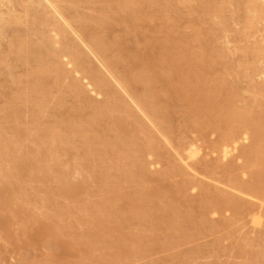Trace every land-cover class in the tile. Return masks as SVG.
I'll list each match as a JSON object with an SVG mask.
<instances>
[{
  "label": "rangeland",
  "instance_id": "374dc122",
  "mask_svg": "<svg viewBox=\"0 0 264 264\" xmlns=\"http://www.w3.org/2000/svg\"><path fill=\"white\" fill-rule=\"evenodd\" d=\"M50 1L51 0H0V19H3L0 21V126L3 125L2 128L4 129L3 131L1 129L2 132L0 133V135H2L3 137L4 134L5 139H9L10 137L8 136L11 134V138H14L15 134L12 133H14L15 128L14 130L11 128L15 127V124H17L16 119L20 117V115L24 117L18 119V123H22V125H19L24 129L27 128L26 131L30 132V134L32 135V140H36L34 138L40 135L39 133L41 132V130L56 127L55 123L57 125V122H59L60 120L64 121L65 123L67 122L66 125L64 124V122L62 125L67 129H70V127H72V131L68 129L70 132L69 134L67 129L65 130V133H67L70 136V139L74 141L73 146L71 145V147H76L74 149L71 148L73 150L70 149L71 151L69 152V154L67 152H64V154L63 151H59V153H57V160L52 161L50 163L52 165L50 166H54L57 172L55 170L54 171L58 176L61 173H64L66 170V173L64 174H67L69 172L71 173V177L68 175V173V180L64 179V183L58 182L59 184L57 186V181L59 178L57 179L58 176L56 177L54 171L53 173H51V176H48L49 179H53V182L51 180H48V178L46 177L45 178L48 181H45V178L43 179V177L41 178V176H39L41 178L40 180L43 179L42 182L43 184H45V187H43L42 183H37L35 182L37 180H34L32 178V176H35L34 174H37L34 173V171L37 172V169H35L37 167H35V165L31 162H25L24 160L28 158H26V156H24L25 159H22V162L20 160H18V162L14 161L16 163L13 162V164H18L15 165L18 174L17 178L14 177L16 176V172L13 176V171L9 170L11 171V175L16 179V181L17 179L19 181L22 176L27 177L29 172L32 171L31 173L33 174H30L31 177H29L28 175V180L27 178L24 179L26 182H28H22V184H27H25L26 186L24 185V188L21 187L22 184L19 186L18 182L17 187L15 185L16 183L14 184L15 180L13 178L11 179H13L14 181H11V183L13 182L15 187H12V189L14 188L13 190L10 188L12 185L7 184V179L9 178L8 175H10V172H8V170L3 172L5 176L3 175L4 177H2L6 183L2 180L0 175V192H2V194H5V200L3 199L5 201L3 202L4 205H8L7 207H3L4 205L2 204L0 206V264H185L186 262L188 264H242L248 263V259H252L249 258V256L254 258L255 256H252V254L255 252H257V254L259 252V255L256 257H258V259L260 258V261L263 259L261 262L264 264V197L263 195H261L259 199H253L249 195L239 193V191L234 189L229 183V180L233 179V173V177H240L242 179L241 181L248 182L249 180H251L250 170L252 169H250L246 165L245 160L240 158L239 155V153L241 154L240 150H242L244 147H247V145L249 146L251 144V141H242L240 144L239 152L233 151L228 156V158H224V156L222 155L223 153L220 149V142L223 133L222 131H218L215 128L210 127L212 126L210 125L212 122V116L210 119L208 117V112L203 111L207 115L200 112L198 113L200 114V117L197 115V119L193 118L189 112L190 109L188 103L185 102L186 100H183L184 93H186L185 91L187 90V93H189V88L184 87L188 84L187 82H189L190 86H192L193 84L195 87L198 84L194 80V75L192 78V75H190V71H188L189 69H187L188 67L185 68L187 72L184 71L185 69L183 68L185 65H182L183 68L180 66L179 68L181 70L178 69L177 73L174 70V68L177 66V62H179V60H182L183 58L185 59L184 55H198L202 51H205L206 53L207 50L208 55H210L209 58L211 59L209 60L208 58L205 65H196L194 69L197 73H199V75L201 74L200 76L202 77H204V75H206L207 77L210 76L209 80H207L208 78L205 76L207 78L206 81H208L206 85L207 88L210 87L212 89L214 85L219 82V80L223 81L224 84L226 82L224 86L225 93L220 96L222 98L219 97V100L223 99L224 101H226L227 98H234L236 104L235 106H237L238 108L241 107L243 109L245 108L244 105L247 106L248 102L250 103V101L255 99L256 97L258 99L264 98V0H166L167 2L165 0H143V2L142 0H67L68 2L61 1L60 3L62 9L60 12L63 11L65 13L63 16L65 17L61 16L55 10V8L50 4ZM221 6L223 8H220ZM208 8L211 12H213L212 14L208 10ZM28 9L32 11V14L27 17V21L25 20V14ZM258 9L259 11H256ZM260 13L262 14V17ZM13 16L22 17L23 22L14 23L12 20ZM34 17L35 19H37V21L38 18L46 20V23L41 26L29 24V21L33 22ZM88 20L90 21L89 24L87 23ZM86 23L88 25H86ZM59 29L60 31H64L65 34L62 32L64 34V37L57 34ZM27 32L29 34L31 45L33 46H35L36 43H38L37 45H41L45 39L44 36L49 37L50 39H52V41H54V48L57 50L61 49L64 43H68L73 46L75 45V47L77 48H75V50L77 51L80 63L73 62V59L70 56H64L60 59L63 67L69 74V80L60 79L56 71H52L53 69H55V62L52 60H47L48 65H46V67L48 69L46 68L42 71L40 69L41 65L39 63L40 61L37 55L29 56L28 59H31V61L29 60L27 63L19 62L17 60L15 53L12 52L13 47L15 46V42L18 43L17 40H20L18 43L20 44L22 43V40L27 39ZM24 35L25 37H23ZM93 41L94 43L97 42L96 45H99L98 42H100L101 45L99 48L101 49L96 51ZM123 42L124 44H122ZM102 43H104L105 46L102 45ZM177 47L180 49H178ZM79 52H81V54ZM126 55L128 59L126 58ZM164 55H166V59ZM179 55L182 56L180 57ZM35 61H37V63ZM196 67L198 70L196 69ZM39 73L41 76L43 73L45 74V77L44 75L42 76L43 80L47 78V80L44 81L46 84L42 83V86L43 88H45L44 90L47 94L51 93L50 95H47L49 99L43 94L44 90H42L41 87L37 86V83L39 82H37V79L39 80ZM191 79L192 82L189 81ZM97 80H103V82H106V84L104 83L105 86L102 90L97 89V86L95 84V81ZM74 81H78L79 83H81V85L84 86L87 94L84 93L82 95H79L75 93L74 90L71 89V83H74ZM214 82L215 84H213ZM182 85L184 89L186 88L184 93H182L183 96L181 93H177L178 88ZM256 88L258 89V91H254ZM262 89L263 91H261ZM34 91L39 92V94L43 92L42 94L44 96L42 94V98L40 97L41 95L37 96V92L33 95V93H35ZM259 91H261V93ZM227 94L231 95L228 96ZM32 95L33 99L31 97ZM149 95H151L152 97ZM24 97H26V99ZM23 98L25 100H22ZM46 98L50 100V102L52 100H58V102L55 105H51L49 102V104L52 106H50L52 111L50 110L46 118L42 117L41 120L39 119L38 123L36 121L37 117L40 115L37 114L36 110L40 108V105L48 102ZM61 98L62 100H64L60 101ZM215 100L217 101L218 98ZM140 101L142 102L140 103ZM26 102H29V107L23 106V104H26ZM39 102H41V104H39ZM14 103L21 104H18L16 107ZM109 105L110 107L115 106V111L113 110L114 113L112 114V116L123 121L126 130L129 133L128 135H123L119 125L117 126L112 123L113 127H111V121L113 119L109 122V124L106 122H101L102 124H105L102 125L100 123V125L98 124L99 126H97V128L95 129L90 126V124L93 123V120L95 121V119H98V116H100H97L99 110H104L106 109V106L109 107ZM11 107L13 108L11 109ZM23 107L25 108L23 109ZM6 109H10V111L7 112ZM151 110L153 111V113ZM34 111H36V114L38 116L33 115L35 114ZM9 112L11 114H8ZM166 112H168V114ZM161 113L164 114V116ZM211 113L215 114L214 112ZM10 115H12L13 118ZM64 116L68 118L66 119ZM32 117L35 118V122ZM155 117L156 119H153ZM102 118V121H104V117ZM47 119L50 120L48 121V123L46 122ZM36 123L38 125H35ZM67 124L69 125L67 126ZM237 125L240 126L239 122H235L234 124L233 121V125H231V127H236ZM20 126L19 128H17L21 131V129L23 128L20 129ZM36 127L37 130L35 129ZM73 127H76V131L73 129ZM90 127L91 129H89ZM28 128H30V130L34 129L35 131H30L28 130ZM5 131H8V133L5 134ZM62 132H64V130H62ZM105 133L108 134L106 135L108 139L111 138L108 141H111L112 138H114V140L120 139L123 142V145H120L121 148L112 147V145L109 148L110 145H105V148L107 146L109 150H107V148L104 149V145L101 146V144H103L102 142H104L102 140L104 139L103 137H105ZM90 135L92 137L89 140L88 137H90ZM136 135L138 138L136 137ZM99 136L103 137L99 138ZM32 140L29 141L30 143L27 142V149L29 148L30 144V147L33 148V152L35 153L37 152L36 150H39L40 146L38 142L34 143ZM3 141L1 142L0 140V146L2 143H4ZM84 141L85 144L83 145ZM98 142H101V144H99ZM134 143H137V145H135ZM99 147L103 149H99ZM196 147L200 152L197 154L198 156L193 157L194 159L192 157L190 159V155H188L190 154L189 149ZM90 148L92 149L90 150ZM117 148L118 151H120L118 152V154L115 152V149L117 150ZM132 149H136L137 151H135V153H137L135 154L132 161L127 164L125 163V161H123L122 153H124V151ZM143 149L145 151H143ZM149 150H151L152 153ZM28 151L29 149L24 152L26 153ZM104 151H109L110 154H105L107 156L102 155L105 153ZM25 153H23V155ZM27 154H29V152ZM113 156H115L117 159ZM99 158H102V160ZM110 158L114 160H110ZM6 161L7 160H5V162ZM57 161L58 163H60L59 167L56 163ZM63 161H65V163H63ZM0 162L2 164V168H8L7 162L5 163L4 160L3 162ZM4 163L7 165V167L4 166ZM143 163H145L146 169L148 170L144 168L145 166L143 165ZM110 164L111 166H107ZM60 165H62V168L64 170ZM227 165H229V167L233 166L235 168H231L232 170H229L226 168ZM22 166L24 167V169ZM31 166H34L35 168H32H34L35 170L32 169ZM12 168L15 167H11L8 169ZM28 168L30 170L26 171L28 170ZM100 168L102 170H100ZM222 168L226 169L225 171H227V173H225V171L221 172V170L223 171ZM23 170L25 172L22 174L21 171ZM220 173L223 174L221 175ZM20 174H22L21 178L19 177ZM94 174H96V176ZM50 181L53 184L51 183L50 185ZM59 185H63V188ZM49 186L54 191L55 189L53 187L57 186L59 189L57 190L58 193L65 191V193H61L60 195L63 198L59 197V199H57L58 196L54 195L55 197H57V200L52 197L55 200L54 201L50 197L53 195L51 191L49 194H47L48 196L50 195V198H45L47 191L51 189L49 188ZM16 187L18 188V190L19 187L23 189V191L21 189L22 194H24L23 192H25V190H29V195L24 194L26 195V197L24 196L25 200L24 197H21V199L18 200L22 201V203L20 202V205L18 202V206H20L19 208H16L18 206L17 201L15 200L18 199L17 196H22V194L21 192L16 190ZM80 187L81 189H83V191L81 189L78 190ZM39 191L44 192H41V194ZM205 191L209 192L206 193ZM94 192H97V194ZM210 193H213V195L211 196ZM13 194L15 196H13ZM37 194H39L41 197L44 196L42 198L44 203L41 202V198H35V195ZM204 194H209L211 197L215 198L223 197L224 199L222 200H224L225 202L228 201V199L237 201L241 200V202H243L245 205L244 208L246 207L244 214L241 216L240 213L236 212L234 209H225V207L223 210L220 209L221 211H213V209L211 208L210 210L212 212L205 213L204 210L206 208L204 204L200 202L202 198L205 197V200H207L208 196H205ZM75 195L79 196L77 198L82 201V204L81 202H78L79 205L78 203L76 205L77 201L74 200V198L76 197ZM10 196L11 198H9ZM27 196L29 197V199H27ZM231 196L236 199H232ZM71 197L73 198L72 201L74 200L73 204L75 203L77 207H79L81 204L82 208L79 209L80 211H82L83 209V204L84 206L90 205L88 206V208L92 207L91 209H94L93 207H95L93 211H88L89 209L86 210L87 207L86 209L84 207V209L89 213L85 212V214V210L83 209V211L81 212V214L85 215H82L83 217L80 213H78L79 210H77V207V209L74 208L71 211H74V213L78 215V217L80 214V217H82L81 219L84 220V222L82 223L83 225L81 224V219H79V223L78 220H76L77 216L74 217L75 214L71 215L72 213L70 212V208H73L71 207L73 205H70V203L72 202L70 200ZM135 197L136 199H138L136 200ZM143 197L144 199H142ZM48 198L51 199V201L55 202V204L56 202H58L59 205H57L60 210V214H58L61 217L58 214H52L58 211V207L56 205H53L54 203L52 202L49 205L48 203L50 201ZM68 198L71 202L69 200V202L67 200H64ZM6 199L11 201V203L12 201H15L16 205L14 202L11 204ZM44 199H47L49 202L45 203ZM140 199H142V201L145 200L146 202H143H148L149 205H151L153 202L154 204L151 205L152 209L153 206H155L156 208L157 206L162 208L163 204L164 209L168 208L169 213L171 211V214H169L168 212H166V214L165 212L162 213V211L158 209V213H156L158 215L157 217L161 221H159L157 217H155V219L153 217H148L146 218L147 223H144L146 221H143V225H141L142 223L140 224L139 220L137 219V215L142 213V207L140 211V205H138V201ZM104 200H106L105 202L108 203L109 201H112V203H110L113 206L115 213L112 212L111 216L120 213V216L123 217L126 216L124 215V213H128L130 214H127L129 216V219L133 217V220L136 219L135 222L132 221V223L125 225V227L123 228L124 230H122V233L124 232L123 235H125V237L123 236L122 239L126 238L128 242L120 239L122 235H118L116 239L114 238L115 240L112 237H115V235H117L116 233H114L115 230L113 227L115 225L112 224V221H117V219H119L120 217L119 215V217L116 215V218L114 216L113 219H111V216L109 215V218L112 221L109 220L110 224L109 221H106L108 222L107 224L106 222H103V228L101 227V225L98 227L97 225L99 224H95V220V222L92 221V218L96 219V216H94L95 212L98 217L102 214V210L98 205L104 202ZM89 201H91V203ZM202 202H204V199L202 200ZM200 203L203 204V207L205 209L200 205ZM21 204L22 206H24L23 204H25V211L21 209ZM208 204L209 201L206 204L207 210L209 208L208 206H210V204ZM13 205L16 206V209H20L21 212L23 211L22 215H25L22 216L24 217L23 219H26L23 221V225L21 224L23 227H26V225L24 226V223L26 224L32 219L31 223L28 222V225L30 224L32 226V228L30 227V231L29 228H24L27 229L28 232L27 230L23 229L27 234L26 236L21 230L22 226L18 224L22 223V218L20 217L21 212H17L18 210L12 208ZM51 206L53 208L55 206L54 212H52L53 208ZM1 207H3L4 211L5 208H8V212L12 208V212H14L15 215L19 217V220L17 219L18 217L13 214L16 217V219L14 220L15 217L12 216L10 212L6 214L7 209L5 212L6 216L4 217L3 215L5 214ZM98 209L101 210L99 213H97L99 211ZM110 210L113 211L112 209ZM61 211L66 213L69 212L71 213V216L69 214L68 216L70 217L64 215L68 218L65 219L64 216L62 217V214L65 213H62ZM116 211L118 212L116 213ZM92 212L93 215H91ZM110 213L111 212H109V214ZM160 213H162L163 218L160 217L162 216L160 215ZM234 213H236L238 216H236V214ZM30 215L33 218L29 217ZM55 215H58L60 217V220H58V217L56 219ZM131 215L134 216L130 217ZM139 216L140 215H138V217ZM184 216H186V219L184 218ZM6 217L8 218V220H11L9 221L12 222L10 223L11 226H8L9 224L4 226L8 222L6 220ZM178 219H180L181 221H179ZM191 219L196 221L195 225L197 223L198 226H200L201 222L203 223V221L206 220L205 226H202V228L196 226V228L193 223L194 221ZM63 220L66 226H62V223L61 225H59L58 222H63ZM88 220H91L92 222H90L92 224H89ZM150 220L153 224L150 222ZM176 220H178L179 223H176L175 226L178 225L179 227L180 224L181 228L179 227V230L180 232L183 231L181 233H179V231L175 232L174 229L176 230V228L173 229V227L175 226L172 225L176 222ZM182 221L184 222L182 223ZM44 222L46 226L44 225ZM76 222L79 224H76ZM47 224H50V227L52 229L50 227L47 228ZM57 224L60 227L57 226ZM28 225L27 227L30 226ZM2 226L5 229L2 228ZM42 226H44L45 228H43ZM41 227L43 229H40ZM97 227L98 229H95ZM46 228L48 230L50 228L52 231H54V233L56 230L61 228L60 230H63V232L68 231V234L64 235L62 231V233L56 231L60 234H57L58 236H56L57 238L55 239V242V235L50 236L51 233ZM3 229L6 231V233L7 231H10L11 233L9 232L10 234L6 235V233L3 232ZM38 229H46L50 233V235L46 234L48 232L45 231H42L44 232V234H42V232H40ZM94 229L101 232H96L94 231ZM182 229L188 230V232H184V230ZM36 231H39V233L44 236H42L41 234H39L41 235L39 236L38 232L36 234ZM87 232L90 233H88V238L85 235L84 237H86L87 242L90 239L88 243H90L92 240L95 241V238L98 240V242L95 241L94 243H92V241L89 244L90 247L92 246L90 249H86L88 248V244L86 245L85 243L84 245L87 246H85L86 248L83 244H81L80 247L77 246L75 249H70L72 250L70 252H68V250L63 254V250L62 252L60 250V254L57 253L59 251L57 249L59 248V246L56 247V243H65V241L67 243H75V241L76 243L82 242L84 238H80L78 236H83L82 234L84 233H86L87 235ZM62 234L65 236L63 237L64 240H62V236H60ZM142 234L143 236H146L148 240H146L144 243L141 242L140 244H137L136 242V244H134L133 242L139 240L137 238L141 237ZM25 237L27 240L25 239ZM132 237L133 239H131ZM105 238L106 240L104 241ZM118 238L119 241L117 240ZM101 240L104 242L101 243ZM120 240H122L123 242H121ZM96 243H99V245H96ZM118 243L120 245H118ZM93 245L95 246V248ZM54 246L55 249H57V252L55 250L53 252ZM78 248H81L82 250ZM115 248H117V250L121 248V251H117L115 250ZM91 249L93 250L92 252ZM256 257L254 259H257Z\"/></svg>",
  "mask_w": 264,
  "mask_h": 264
},
{
  "label": "bare ground",
  "instance_id": "6f19581e",
  "mask_svg": "<svg viewBox=\"0 0 264 264\" xmlns=\"http://www.w3.org/2000/svg\"><path fill=\"white\" fill-rule=\"evenodd\" d=\"M47 1V0H46ZM61 1H67V0H53V2H52V0L50 1V4L55 8V10L61 15V16H63L65 13L62 11V12H60L62 9H61V5H60V3H61ZM140 1V0H139ZM138 1V2H139ZM156 1V0H155ZM158 1V0H157ZM166 1V0H165ZM168 1V0H167ZM166 1V2H167ZM208 1V0H207ZM68 2V1H67ZM66 2V3H67ZM142 2H143V0H142ZM160 2V1H159ZM128 3V2H127ZM76 4V3H75ZM80 4V3H79ZM165 4V3H164ZM208 4V3H207ZM253 4H255V3H253ZM78 5V4H77ZM132 5V4H131ZM256 5H257V3H256ZM125 6V5H124ZM137 6V5H136ZM210 6V5H209ZM70 7V6H69ZM229 7V6H228ZM256 7V6H255ZM261 7V6H260ZM29 8V7H28ZM122 8V7H121ZM139 8V7H138ZM169 8V7H168ZM220 8H223L222 6L220 7ZM60 9V10H59ZM65 9V8H64ZM169 10V9H168ZM205 10H207V9H205ZM208 10L210 11V9L208 8ZM221 10V9H220ZM242 10V9H241ZM262 10V9H261ZM47 11V10H46ZM66 11V10H65ZM76 11V10H75ZM255 11V10H254ZM256 11H259V9L258 10H256ZM211 12V11H210ZM57 13V14H58ZM110 13V12H109ZM213 12H211V14H212ZM32 14V11L31 10H27L26 11V14H25V20H27L28 18V16H30ZM217 14V13H216ZM222 14V13H221ZM258 14V13H257ZM36 15V14H35ZM260 15H261V17H262V14L260 13ZM39 16V15H38ZM61 16H59V17H61ZM69 16V15H68ZM217 16V15H216ZM63 17H65V16H63ZM30 18V17H29ZM220 18V17H219ZM244 18V17H243ZM260 18V17H259ZM258 18V19H259ZM227 19V18H226ZM1 20H3V19H0V21ZM12 20H13V22L14 23H22L23 22V19H22V17H16V16H13L12 17ZM90 20V19H89ZM88 20V24L90 23V21ZM28 21V20H27ZM253 21V20H252ZM12 22V21H11ZM34 22V23H33ZM33 22H31V21H29V24H32V25H38V26H41V25H43V24H45L46 23V20H43V19H39L38 18V21H37V19H35V17H34V20H33ZM71 23V22H70ZM82 23V22H81ZM86 23V25H88ZM212 23V22H211ZM220 23V22H219ZM226 23V22H225ZM224 23V24H225ZM243 24V23H242ZM246 26V25H245ZM244 26V27H245ZM248 26V25H247ZM37 27V26H36ZM48 27V26H47ZM62 27V26H61ZM55 31V30H54ZM82 31V30H81ZM209 31V30H208ZM64 31L63 30H61L60 31V29L58 30V35H60V36H63L64 37ZM94 33H96V32H94ZM26 34H28V32L26 33ZM25 34V35H26ZM30 34H31V32H30ZM100 34V33H99ZM20 35V34H19ZM25 35L23 36V37H25ZM93 35V34H92ZM246 35V34H245ZM28 37H27V39H24V40H22L21 42L22 43H20V44H18L19 43V41L20 40H17V42L18 43H16L15 42V46L13 47V53H15V55H16V58H17V60L19 61V62H23V63H27L29 60L31 61V59H28L29 58V56H32V55H37L38 57V59H39V63H40V65H41V71L42 70H45L47 67H46V65H48L47 64V60H52V61H54L55 62V69H53L52 71H56V73L58 74V76L60 77V79H62V80H67L68 78H69V74L67 73V71L65 70V68L63 67V64L61 63V61H60V59H61V57H64V56H70V57H72V59H73V62H75V63H80L79 62V58H78V55H77V51L75 50V45L73 46V45H70V44H68V43H64L63 44V46L61 47V49H59V50H57V49H55L54 48V41H52V39H50L49 37H46V36H44L45 37V39H44V41H43V43L41 44V45H37L38 43H36V45L35 46H33V45H31V42H30V40H29V34L27 35ZM98 36V35H97ZM101 36V35H100ZM103 36V35H102ZM105 37V36H104ZM100 39V38H99ZM15 41V40H14ZM62 41H64V40H62ZM101 41V40H100ZM105 41V40H104ZM103 41V42H104ZM67 42V41H66ZM72 42V41H71ZM87 42V41H86ZM93 43H94V41H93ZM97 43V42H96ZM96 43H94L95 44V47L94 48H96L95 50L97 51V50H99V49H101V48H99L100 47V45H101V43L100 42H98L99 43V45H96ZM93 44V45H94ZM122 44H124V42L122 43ZM16 45H17V47H16ZM102 45H104V43H102ZM18 46H19V48H18ZM105 46V45H104ZM107 46V45H106ZM56 47V46H55ZM122 47V46H121ZM123 47H124V45H123ZM133 47V46H132ZM132 47H131V49H132ZM18 48V49H17ZM91 48V47H90ZM178 48V47H177ZM77 49V48H76ZM172 49V48H171ZM178 49H180V48H178ZM135 50V49H134ZM183 50V49H182ZM213 50V49H212ZM6 51V50H5ZM8 51V50H7ZM101 51V50H100ZM109 51V50H108ZM125 51V50H124ZM132 51V50H131ZM171 51V50H170ZM179 51V50H178ZM202 51V50H201ZM200 51V52H201ZM9 52V51H8ZM185 52V51H184ZM208 51L206 50V53H205V51H202L201 53H199L198 55H190V56H185L184 55V57H185V59L183 60H179V62H177V66L174 68L173 66V68H174V70L176 71V73H177V70L179 69V70H181L179 67L181 66L182 68H183V66L182 65H185L184 66V68L183 69H185V68H187V69H189L188 71H190V75H192L191 77L193 78V75H194V80H195V82H197L198 84H197V86L195 87L193 84H192V86H190L189 85V82H187L188 84L186 85V86H184V87H186V88H189V93H187V90H186V88L184 89V87H183V85L181 86V87H179L178 88V86H177V88H178V90H177V93H184V91L186 92V93H184V101L186 102V103H188V105H189V109H190V114L192 115V117L193 118H196L197 119V117L199 116L200 117V114H198V113H200V112H202L203 114H205V112H203V111H206V112H208V117L211 119V116H212V122H211V124L210 125H212V126H210V127H213V128H215L216 130H218V131H222V139H221V148H220V146H219V148L221 149V152L223 153L222 155L224 156V158H228V156L233 152V151H238L239 152V148H240V144H241V142L242 141H251V144L248 146L247 145V147H244L242 150H240V152H241V154L239 153V155H240V158H242L243 160H245V163H246V165L250 168V169H252V170H250V173H251V180H249L248 182L246 181V182H244V181H241L242 179L240 178V177H237V178H234L233 176V172H235V171H233L232 173V178L233 179H230L229 180V183L232 185V187L234 188V189H236L237 191H239V193H241V194H244V195H249V196H251V198H253V199H259L260 197H261V195H263V197H264V194H262V193H264V98H260V99H258L257 97L255 98V99H253V100H251L250 101V103L248 102V105L246 106V105H244L245 106V108H238L237 106H235L236 104H235V100H234V98L232 99L231 97L228 99L227 98V100L226 101H224L223 99H220L219 100V97L221 96V95H223V93H225L224 91V86H225V84H226V82H225V84L223 83V81H220L219 79V82H217V84L216 85H214V87L211 89L210 87H206V85H207V82L208 81H206V79L207 80H209V77H207L206 75H204V77H202V76H200L199 75V73H197L196 72V70L194 69L195 68V66L196 65H198V64H202V65H205L206 63H207V59L210 57V55H208V53H207ZM221 52V51H220ZM80 54H81V52H79ZM99 53V52H98ZM101 53V52H100ZM133 53H134V51H133ZM180 53V52H179ZM167 54V53H166ZM184 54V53H183ZM215 54V53H214ZM219 54V53H218ZM130 55H131V53H130ZM132 55H134V54H132ZM7 56V55H6ZM5 56V57H6ZM136 56V55H135ZM165 56V59H166V55H164ZM169 56V55H168ZM180 57L182 56V55H179ZM212 56V55H211ZM263 56V55H262ZM125 57V56H124ZM129 57V56H128ZM126 58H127V55H126ZM175 58H177V57H175ZM71 59V60H72ZM81 59V58H80ZM128 59V58H127ZM137 59V58H136ZM211 58H209V60H210ZM9 60V59H8ZM7 60V61H8ZM37 60V59H36ZM126 60V59H125ZM124 60V61H125ZM130 60V59H129ZM214 60V59H213ZM119 61V60H118ZM117 61V62H118ZM121 61V60H120ZM134 61H135V59H134ZM255 61V60H254ZM36 63H37V61H35ZM131 62V61H130ZM174 62V61H173ZM172 62V63H173ZM251 62V61H250ZM34 63V62H33ZM87 63V62H86ZM132 63V62H131ZM110 64V63H109ZM124 64V63H123ZM173 64H175V63H173ZM7 65V64H6ZM13 65V64H12ZM35 65V64H34ZM76 65V64H75ZM168 65V64H167ZM176 65V64H175ZM32 66V65H31ZM87 66V65H86ZM123 66V65H122ZM148 66H149V64H148ZM215 66V65H214ZM83 67V66H82ZM81 67V68H82ZM116 67V66H115ZM155 67V66H154ZM164 67V66H163ZM162 67V68H163ZM168 67V66H167ZM199 67V66H198ZM49 68H50V66H49ZM85 68V67H84ZM119 68V67H118ZM141 68V67H140ZM149 68V67H148ZM156 68V67H155ZM172 68V69H173ZM48 69V68H47ZM121 69V68H120ZM147 69V68H146ZM196 69H197V67H196ZM245 69V68H244ZM118 70V69H117ZM150 70V69H149ZM148 70V71H149ZM195 70V71H194ZM198 70V69H197ZM208 70V69H207ZM254 70V69H253ZM49 71V70H48ZM47 71V72H48ZM129 71V70H128ZM147 71V70H146ZM184 71H186V69L184 70ZM13 72V71H12ZM46 72V73H47ZM91 72V71H90ZM166 72V71H165ZM187 72V71H186ZM6 73V72H5ZM45 73V72H44ZM42 74V76L44 75V77H45V74ZM184 73V72H183ZM207 73V72H206ZM51 74H52V72H51ZM54 74V73H53ZM121 74V73H120ZM129 74V73H128ZM150 74V73H149ZM127 75V74H126ZM178 75V74H177ZM38 78H39V80L37 79V86H39V87H41L42 88V90H44L45 88H43V84L42 83H45L44 81L45 80H47V78H45V80H43V78H42V76L40 75V73L38 74ZM40 76H41V78H40ZM146 76V75H145ZM179 76V75H178ZM58 77V78H59ZM95 77V76H94ZM160 77V76H159ZM99 78H101V77H99ZM145 78H147V77H145ZM235 78V77H234ZM22 79V78H21ZM43 80V82H42V80ZM49 79V78H48ZM51 79V78H50ZM139 79V78H138ZM189 79V78H188ZM69 80V79H68ZM73 80V79H72ZM140 80V79H139ZM11 81V80H10ZM40 81H41V83H40ZM126 81V80H125ZM124 81V82H125ZM155 81V80H154ZM188 81V80H187ZM189 81H191L192 82V79L191 80H189ZM213 81V80H212ZM225 81V80H224ZM93 82V81H92ZM96 83V86H97V89H103L104 88V86H105V84H106V82H103V80H97V81H95ZM194 82V81H193ZM70 83V82H69ZM105 83V84H104ZM185 83V82H184ZM36 84V83H35ZM46 84V83H45ZM61 84V83H60ZM72 84V88L71 89H73L74 90V92L75 93H77V94H79V95H82V94H84V93H86V91H85V89H84V86H82L81 85V83H79L78 81H74V83L72 82L71 83ZM92 84V83H91ZM152 84V83H151ZM175 84H177V83H175ZM181 84V83H180ZM213 84H215V82L213 83ZM2 85V84H1ZM158 85V84H157ZM179 85V84H178ZM61 86V85H60ZM59 86V87H60ZM65 86V85H64ZM175 86V85H174ZM180 86V85H179ZM209 86H211V85H209ZM4 87V86H3ZM256 87V86H255ZM1 88V87H0ZM31 88H32V86H31ZM66 88V87H65ZM258 88V87H257ZM255 89L254 91H258V89ZM26 89V88H25ZM35 89H36V86H35ZM38 89V88H37ZM154 89V88H153ZM253 89V88H252ZM261 89V88H260ZM3 90V89H2ZM10 90V89H9ZM63 90V89H62ZM72 90V91H73ZM144 90V89H143ZM157 90V89H156ZM29 91V90H28ZM107 91V90H106ZM151 91V90H150ZM261 91H263V89L261 90ZM261 91H259L260 93H261ZM35 92V91H34ZM37 92V91H36ZM36 92L35 93H33V95L34 94H36ZM61 92V91H60ZM108 92V91H107ZM134 92V91H133ZM138 92V91H137ZM264 92V91H263ZM18 93V92H17ZM38 93V95L37 96H39V95H41L42 93H40L39 94V92H37ZM102 93V92H101ZM110 93V92H109ZM108 93V94H109ZM227 93V92H226ZM2 94V93H1ZM47 98H48V94L50 95L51 93H46L45 92V90H44V93H43ZM42 94V95H43ZM87 94V93H86ZM111 94V93H110ZM142 94V93H141ZM156 94H157V92H156ZM16 95V94H15ZM22 95V94H21ZM33 95L31 96L32 97V99H33ZM42 95L40 96L41 98H42ZM43 95V96H44ZM66 95V94H65ZM144 95V94H143ZM142 95V96H143ZM228 95V94H227ZM231 95V94H230ZM230 95H228V96H230ZM261 95V94H260ZM87 96V95H86ZM141 96V97H142ZM149 96H151V95H149ZM180 96V95H179ZM182 96H183V94H182ZM255 96V95H254ZM15 97V96H14ZM22 97V96H21ZM30 97V96H29ZM35 97V96H34ZM152 97V96H151ZM263 97V96H262ZM9 98V97H8ZM16 98V97H15ZM25 99H26V97H24ZM22 99V100H25V99ZM43 98H45V97H43ZM46 98V99H47ZM63 98H66V97H63ZM218 98V102L215 100V99H217ZM220 98H222V97H220ZM7 99V98H6ZM45 99V100H46ZM49 99V98H48ZM47 99V101L48 102H45V100H44V102H42V103H44L43 105H40L39 107V109L38 110H36L37 111V114L38 115H40V116H38L37 114H36V111H34L35 112V114H33V115H37L38 117H37V121L36 122H38V120L40 119L41 120V118L42 117H45L46 118V116H48V114H49V112H50V110H51V105H55L57 102H58V100L56 101H54V100H52L51 102H50V100H48ZM121 99V98H120ZM136 99V98H135ZM134 99V100H135ZM138 99H139V96H138ZM141 99V98H140ZM148 99H150V98H148ZM153 99V98H152ZM21 100V99H20ZM60 100V99H59ZM64 100V99H63ZM62 100V98H61V100L60 101H63ZM224 102H223V101ZM234 100V101H233ZM42 101V100H41ZM120 101V100H119ZM139 101V100H138ZM221 101V102H220ZM49 102H50V104H49ZM142 101H140V103H141ZM144 102V101H143ZM238 102V101H237ZM13 103V102H12ZM11 103V104H12ZM24 103V102H23ZM151 103V102H150ZM15 104V103H14ZM18 104H21V103H18ZM18 104H15L16 105V107H17V105ZM37 104H38V101H37ZM39 104H41V102H39ZM109 104V103H108ZM158 104V103H157ZM153 105V104H152ZM23 106H27V107H29V102H26V104H23ZM51 106V107H50ZM118 106V105H117ZM239 106V105H238ZM104 107V106H103ZM152 107V106H151ZM156 107V106H155ZM13 107H11V109H12ZM25 107H23V109H24ZM127 108V107H126ZM160 108H161V106H160ZM163 108V107H162ZM115 109V106H113V107H110V105H109V107H107L106 106V109H104V110H99V113L97 114V116L98 115H100V116H98V119L96 118L95 119V121L93 120V123H91L90 124V126L92 127V128H97V126H99L100 125V123L101 122H106V123H108L109 124V122L111 121V124L113 123V124H115V125H119L120 126V130L122 131V133H123V135H128L129 133H128V131L126 130V127H125V125H124V123H123V121L122 120H119V119H116L115 117H113L112 116V114L114 113V110ZM150 109V108H149ZM154 109V108H153ZM7 110V109H6ZM14 110V109H13ZM16 110V109H15ZM22 110V109H21ZM20 110V111H21ZM54 110V109H53ZM82 110V109H81ZM114 110V111H113ZM120 110V109H119ZM124 110H125V108H124ZM155 110V109H154ZM158 110V109H157ZM3 111V110H2ZM8 111H10V109L9 110H7V112ZM23 111V110H22ZM25 111V110H24ZM52 111V110H51ZM150 111V110H149ZM152 111V110H151ZM161 111V110H160ZM166 111H167V109H166ZM14 112V111H13ZM33 112V113H34ZM117 112V111H116ZM121 112V111H120ZM145 112V111H144ZM156 112V111H155ZM165 112V111H164ZM211 112H214L215 114H213V113H211ZM18 113H19V110H18ZM22 113V112H21ZM20 113V114H21ZM148 113H150V112H148ZM152 113H153V111H152ZM160 113V112H159ZM167 114H168V112H166ZM210 113V114H209ZM8 114H11L10 112L8 113ZM19 114V115H20ZM66 114V113H65ZM70 114V113H69ZM162 114V113H161ZM16 115V114H15ZM163 116H164V114H162ZM198 115V116H197ZM205 115H207V114H205ZM12 118H13V116L12 115H10ZM9 116V117H10ZM17 116V115H16ZM15 116V117H16ZM34 116V117H35ZM63 116V115H62ZM18 117V116H17ZM21 117H24V116H21L20 115V117H18L17 119H16V123L17 124H15V127H13V128H11V129H13L14 130V128H15V130H14V133H12V134H15V137L14 138H11V136L9 135L8 137H10L9 139H5V137H4V134H3V137H2V135H0L1 137H0V140H1V142L3 141L4 143H2L1 144V148H0V161H2L3 162V160H4V162H5V160H7L6 162H7V164H8V168H11V167H15V168H12V169H8V168H2L1 166H2V164H1V162H0V175H1V178L2 177H4L5 175H4V171H7L8 170V172H10L9 174L10 175H8V173H7V175L9 176V178L7 179V184H9V185H12L10 188L12 189V187H15V185L18 187V184H19V186L22 184V182H26L24 179H26L27 177H28V175H29V177H31L30 176V174H33V173H31V172H29V174L27 175V177H23L22 176V178H21V175L25 172L24 170L23 171H21V173L22 174H20V178L23 180H21V179H19V181H18V179H17V181H16V179L15 178H17L18 176V174H17V169H16V166L15 165H18V164H13V162L14 161H17L18 162V160H20L21 162L25 159V157L24 156H26V160H24L25 162H31V163H33L34 165H35V167H37V168H35L34 166H31V168L32 167H34L35 169H37V172L36 171H34L35 169L34 168H32V169H34L33 171H34V173H37V174H34L35 176H38V177H35V176H32V178L35 180H37V181H35V182H37V183H39L40 182V184L42 183L43 184V179L46 177V178H48V180H51V179H49V177L48 176H51V173H53V171L55 170V168H54V166L52 167V166H50V165H52V164H50L52 161H56L57 160V158H58V156H57V153H59V151H63V153L64 152H67L68 154H69V152L71 151V150H73L75 147H71V145L73 146V142L74 141H72V139H70V136L68 135L70 132H69V130H71V128L72 127H70V129L68 130L66 127H63V122L64 121H62V120H58L59 122H57V125H56V123H55V126L56 127H51L50 129L49 128H47V129H44V130H41V132H42V134H41V132L39 133L40 135L39 136H37L36 138H34V139H36V140H32L31 139V134H30V132H27L26 130H27V128H23L22 126H20L19 124H21L22 125V123H18V119H20ZM40 117V118H39ZM55 117V116H54ZM65 117V116H64ZM99 117H101V118H99ZM102 117H104V121H102ZM152 117V116H151ZM161 117V116H160ZM207 117V116H206ZM29 118V117H28ZM33 118V117H32ZM66 118V117H65ZM68 118V117H67ZM66 118V119H67ZM94 118V117H93ZM164 118V117H163ZM168 118V117H167ZM106 119V120H105ZM153 119H156V117L155 118H153ZM159 119H161V118H159ZM165 119V118H164ZM28 120V119H27ZM33 120H34V122H35V118H33ZM167 120V119H166ZM193 120V119H192ZM1 121V120H0ZM8 121V120H7ZM46 121V120H45ZM48 121H50V120H48L47 119V123H48ZM162 121V120H161ZM233 121H234V124H235V122L237 123V122H239V124H240V126L239 125H237L236 127L234 126V127H231V125H233ZM9 122H12V121H9ZM24 122V121H23ZM33 122V121H32ZM32 122H31V124H32ZM53 122H54V120H53ZM79 122V121H78ZM86 122V121H85ZM91 122V121H90ZM137 122V121H136ZM25 123V122H24ZM29 123V122H28ZM27 123V124H28ZM39 123V122H38ZM67 123V122H66ZM66 123L64 122V124L66 125ZM166 123V122H165ZM232 123V124H231ZM34 124V123H33ZM99 124V125H98ZM102 124V123H101ZM103 124H105V123H103ZM102 124V125H103ZM113 124L111 125V127H113ZM134 124V123H133ZM163 124V123H162ZM167 124V123H166ZM1 125V124H0ZM25 125V124H24ZM23 125V126H24ZM35 125H38L37 123L35 124ZM34 125V126H35ZM41 125V124H40ZM43 125V124H42ZM69 124H67V126H68ZM158 125V124H157ZM3 126V125H2ZM2 126H0V133L4 130L3 128H2ZM19 126H20V129L21 128H23V129H21V131L18 129L19 128ZM26 126V125H25ZM31 126H33V125H31ZM48 126V125H47ZM81 126V125H80ZM87 126V125H86ZM116 126V127H117ZM18 127V128H17ZM88 127H89V124H88ZM91 127L89 128V129H91ZM110 127V128H111ZM17 128V129H16ZM56 130H54V129ZM78 128V127H77ZM82 128V127H81ZM119 128V127H118ZM1 129H2V131H1ZM36 130H37V127L35 128ZM67 129V131H68V134L67 133H65V130ZM73 129L76 131V127H73ZM86 129V128H85ZM145 129V128H144ZM161 129V128H160ZM163 129V128H162ZM220 129V130H219ZM22 130H24V131H22ZM28 130H30V128H28ZM58 130V131H57ZM62 130H64V132H62ZM73 130V131H74ZM147 130V129H146ZM30 131H35L34 129L33 130H30ZM72 131V130H71ZM74 131V132H75ZM103 131V130H102ZM115 131V130H114ZM135 131V130H134ZM145 131V130H144ZM6 132V131H5ZM84 132H85V130H84ZM87 132V131H86ZM96 132V131H95ZM110 132V131H109ZM111 132H113V131H111ZM143 132V131H142ZM146 132V131H145ZM8 133V131L5 133V134H7ZM62 133H65V134H67V135H65V134H62ZM72 134V133H71ZM70 134V135H71ZM92 135V134H91ZM90 135V137H88L89 138V140H90V138L92 137ZM106 135H108L107 133H105V137H103V136H101V137H103L102 139V141H104V142H102L103 144H101V142L99 143V144H101V146H103V148L104 149H106L107 148V146H106V148H105V145H110L109 146V148L111 147V145H112V147H119V148H121L120 147V145H123V142L120 140V139H117V140H114V138H112V140L111 141H108V140H110L111 138H107V136ZM166 135H168V134H166ZM7 136V135H6ZM67 136V137H66ZM100 136H99V138H101ZM110 137V136H109ZM128 137V136H127ZM136 137H137V135H136ZM72 138V137H71ZM87 138V139H88ZM120 138V137H119ZM138 138V137H137ZM151 138V137H150ZM153 138V137H152ZM35 143V142H38V144H39V146H40V148H39V150H36V148H35V150L37 151V152H33V148H31L30 147V144H29V154H27L28 152H24V151H27L28 149H27V142H29V141H31V140ZM86 139V140H87ZM93 139V138H92ZM142 139V138H141ZM6 140V141H5ZM73 140H74V138H73ZM85 140V141H86ZM88 140V141H89ZM120 140V141H119ZM136 140V139H135ZM85 141L83 142V145L85 144ZM133 141V140H132ZM32 142V143H33ZM87 142V141H86ZM92 142H93V140H92ZM136 142V141H135ZM30 143V142H29ZM80 143V142H79ZM90 143V142H89ZM125 143V142H124ZM139 143V142H138ZM141 143V142H140ZM153 143V142H152ZM37 144V143H36ZM91 144V143H90ZM135 144V143H134ZM35 145V144H34ZM76 145V144H75ZM135 145H137V143L135 144ZM38 146V147H39ZM86 146V145H85ZM140 146H142V145H140ZM80 147V146H79ZM89 147V146H88ZM126 147V146H125ZM136 147V146H135ZM160 147V146H159ZM30 148H31V150H30ZM71 148H73V149H71ZM103 148H100L99 147V149H103ZM109 148H107V150H109ZM154 148V147H153ZM241 148H242V146H241ZM71 149V150H70ZM77 149H78V147H77ZM92 148H90V150H91ZM96 149V148H95ZM98 149V148H97ZM142 149V148H141ZM34 150V151H35ZM156 150V149H155ZM155 150H153V151H155ZM190 150V154H188V155H190V159H191V157L193 158V157H196V156H198L197 154L200 152L199 150H198V148L196 147V148H192V149H189ZM217 150H218V147H217ZM111 151V150H110ZM135 151H137L136 149L134 150V149H132V150H128V151H124V153H122L123 155H122V157H123V161H125V163H127V164H129V162H131L132 161V159L134 158V156H135V154L137 153H135ZM141 151V150H140ZM143 151H145L144 149H143ZM149 151H151V150H149ZM98 152V151H97ZM105 152V151H104ZM109 151H106L104 154H102V155H105V154H110V152L108 153ZM115 152L118 154V152H120V151H118V148H117V150L115 149ZM161 152V151H160ZM237 152V153H238ZM23 153H25L24 155H23ZM32 153V154H31ZM63 153H61V154H63ZM72 153V152H71ZM140 153V152H139ZM138 153V154H139ZM151 153H152V151H151ZM157 153V152H156ZM220 153V152H219ZM31 154V155H30ZM65 154V153H64ZM76 154V153H75ZM91 154V153H90ZM131 154H132V156H131ZM146 154V153H145ZM144 154V155H145ZM28 155V156H27ZM30 155V156H29ZM113 155V154H112ZM114 155H116V154H114ZM148 155V154H147ZM157 155V154H156ZM162 155V154H161ZM221 155V154H220ZM239 155H238V157H239ZM42 156V157H41ZM60 156V155H59ZM78 156V155H77ZM105 156H107V155H105ZM158 156V155H157ZM69 157V156H68ZM101 157V156H100ZM114 158H116L115 156H113ZM118 157H119V155H118ZM139 157V156H138ZM141 157H142V154H141ZM156 157V156H155ZM161 157V156H160ZM159 157V158H160ZM222 157V156H221ZM71 158H73V157H71ZM97 158V157H96ZM230 158V157H229ZM23 159V160H22ZM82 159V158H81ZM89 159H91V158H89ZM99 159H101L102 160V158H99ZM117 159V158H116ZM141 159V158H140ZM162 159V158H161ZM194 159V158H193ZM239 159V158H238ZM77 160H78V158H77ZM86 160V159H85ZM88 160V159H87ZM93 160V159H92ZM91 160V161H92ZM104 160V159H103ZM110 160H114V159H111L110 158ZM188 160V159H187ZM8 161H9V163H8ZM10 161H11V163H10ZM59 161V160H58ZM58 161L56 162L57 164H58V167H59V164L60 163H58ZM83 161V160H82ZM122 161V160H121ZM135 161V160H134ZM221 161H222V159H221ZM236 161H237V159H236ZM5 162V163H6ZM98 162H99V160H98ZM103 162H105V161H103ZM102 162V163H103ZM119 162V161H118ZM4 163V164H5ZM14 163H16V162H14ZM63 163H65V161H63ZM90 163V162H89ZM101 163V164H102ZM112 163V162H111ZM114 163V162H113ZM124 163V162H123ZM236 163V162H235ZM9 164H10V167H9ZM11 164H12V166H11ZM22 164V163H21ZM62 164V163H61ZM131 164V163H130ZM229 164V163H228ZM14 165V166H13ZM27 165V164H26ZM54 165V164H53ZM114 165V164H113ZM143 165L145 166V163H143ZM226 165V164H225ZM232 165V164H231ZM4 166H6L7 167V165L5 164ZM61 166V168H62V165H60ZM74 166H75V164H74ZM78 166V165H77ZM99 166V165H98ZM107 166H111V164L110 165H107ZM138 166V165H137ZM140 166H141V164H140ZM23 167V166H22ZM27 167V166H26ZM64 167V166H63ZM218 167V166H217ZM18 168H21V167H18ZM82 168V167H81ZM91 168V167H90ZM96 168V167H95ZM102 168V167H101ZM100 168V170H102ZM131 168V167H130ZM145 169H146V166L144 167ZM221 168V167H220ZM227 169H231V168H235V167H233V166H230L229 167V165H227V167H226ZM237 168V167H236ZM249 168H247V169H249ZM23 169H24V167H23ZM58 169V168H57ZM60 169V168H59ZM63 169V168H62ZM99 169V168H98ZM125 169V168H124ZM214 169V168H213ZM223 169V168H222ZM3 170V171H2ZM9 170H11V171H13V173L14 174H12L11 173V171H9ZM15 170V171H14ZM30 169L28 168V170H26V171H29ZM64 170V169H63ZM84 170V169H83ZM110 170V169H109ZM139 170V169H138ZM146 170H148V169H146ZM146 170H145V172H146ZM212 170V169H211ZM217 170V169H216ZM219 170V169H218ZM226 169H223V171L221 170V172H224ZM232 170V169H231ZM19 171V170H18ZM56 172H57V170H55ZM55 171H54V173H55ZM62 171V170H61ZM125 171V170H124ZM144 171V170H143ZM213 171V170H212ZM215 171V170H214ZM15 172H16V176H14L15 175ZM63 172V171H62ZM82 172V171H81ZM89 172H90V170H89ZM96 172V171H95ZM130 172V171H129ZM148 172V171H147ZM220 172V171H219ZM3 173V174H2ZM64 173H66V170H65V172ZM64 173H61L59 176L55 173V175H56V177H57V179H58V181H57V186H58V184L60 183V182H63L64 181V179H67L68 180V178H69V176H70V174L71 173H67V174H64ZM97 173V172H96ZM139 173V172H138ZM142 173V172H141ZM216 173H217V171H216ZM225 173H227V171H225ZM15 177V178H13V176ZM82 174H84V173H82ZM101 174V173H100ZM119 174V173H118ZM143 174H145V173H143ZM215 174V173H214ZM221 174V173H220ZM223 174V173H222ZM221 174V175H222ZM229 174V173H228ZM4 175V176H3ZM95 176H96V174H94ZM213 175V174H212ZM227 175V174H226ZM231 175V174H230ZM249 175V174H248ZM26 176V175H25ZM39 176H41V178L43 177V179L42 180H40L41 178L39 177ZM52 176H53V174H52ZM67 176H68V178H67ZM83 176V175H82ZM128 176V175H127ZM214 176V175H213ZM228 176V175H227ZM55 177V178H56ZM71 177V176H70ZM90 177H91V175H90ZM122 177V176H121ZM231 177V176H230ZM11 178H13V179H11ZM44 179L45 181H48L47 179ZM85 178V177H84ZM86 178H87V176H86ZM106 178V177H105ZM104 178V179H105ZM238 178H240V179H238ZM10 179V180H9ZM33 179H32V181H33ZM71 179V178H70ZM133 179V178H132ZM136 179V178H135ZM2 180L5 182V180L2 178ZM27 180H28V178H27ZM30 180V179H29ZM40 180V181H39ZM53 180V179H52ZM51 180V181H52ZM107 180V179H106ZM11 181H14V184H13V182L11 183ZM44 181V182H45ZM50 181V185H51V183L53 182H51ZM95 181V180H94ZM17 182H18V184H17ZM28 182V181H27ZM26 182V183H27ZM59 182V183H58ZM65 182V181H64ZM63 182V183H64ZM86 182V181H85ZM90 182V181H89ZM6 183V182H5ZM25 183V184H26ZM46 183V182H45ZM228 183V184H229ZM1 184V183H0ZM25 184H22V188H24L26 185ZM53 184V183H52ZM88 184V183H87ZM108 184V183H107ZM136 184H138V183H136ZM25 185V186H24ZM39 185V184H38ZM55 185V184H54ZM67 185V184H66ZM230 185V186H231ZM57 186H55V187H53L54 189H55V191L49 186V188H51L49 191H47V193H46V195L47 194H49L50 193V191H51V193L53 194L52 196H50L51 197V199H55V200H57V199H59V197H61L60 195H61V193H65V191H63V192H61V193H58L57 192V190H59L58 189V187ZM59 186H61L62 188H63V185H59ZM112 186V185H111ZM4 187V186H3ZM16 187V188H17ZM42 187V186H41ZM43 187H45V184H43ZM107 187H108V185H107ZM22 188H20L19 187V190H18V188L16 189V190H18L19 192H21V189ZM28 188V187H27ZM60 188V187H59ZM14 189V188H13ZM12 189V190H13ZM35 189V188H34ZM38 189V188H37ZM69 189H70V186H69ZM71 189H72V187H71ZM81 189V187L78 189V190H80ZM85 189V188H84ZM4 190H6V189H4ZM10 190V189H9ZM25 190V189H24ZM39 190H40V188H39ZM61 190V189H60ZM63 190V189H62ZM82 191H83V189H81ZM87 190V189H86ZM205 190V189H204ZM22 191H23V189H22ZM44 191H45V189H44ZM44 191H41V192H44ZM67 191H68V189H67ZM142 191V190H141ZM28 192H29V190H25V192H23L24 194H28ZM40 192V191H39ZM40 192V193H41ZM53 192H55V193H57V194H59V195H57V194H55V193H53ZM76 192H78V191H76ZM137 192V191H136ZM206 192V191H205ZM207 192H209V191H207ZM206 192V193H207ZM8 193V192H7ZM9 193H10V191H9ZM44 193V194H45ZM72 193H73V191H72ZM81 193V192H80ZM94 193H96L97 194V192H94ZM21 194H22V192H21ZM24 194H22V196H17L18 197V199L17 200H15V201H17V206H18V202H19V205H20V202L22 203V201H18V200H20L21 199V197L23 198L24 196L26 197V195H24ZM42 194V193H41ZM70 194V193H69ZM111 194V193H110ZM211 194V196L213 195V193H210ZM220 194V193H219ZM29 195V194H28ZM45 195V198H47V197H49L48 195L46 196ZM58 196V198L57 197H55V196ZM82 195V194H81ZM80 195V196H81ZM84 195V194H83ZM205 195V194H204ZM203 195V196H204ZM13 196H15L14 194H13ZM39 196V197H38ZM67 196V195H66ZM71 196H72V194H71ZM76 196V195H75ZM74 196V197H75ZM108 196H109V194H108ZM133 196V195H132ZM149 196V195H148ZM205 196H208V198H209V200H208V198H207V200H205L206 199V197L205 198H202V200L204 199V202H202V200L200 201L201 203H203L204 204V206H205V208L203 207V204H201L200 203V205L205 209H203L204 211H205V213H207V212H212L210 209L212 208L213 209V211L214 210H219V211H221V210H223L224 209V207H225V209L226 208H231V209H234L236 212H238V213H240V215L242 216L243 214H244V211H245V209H246V207L244 208V203L243 202H241V200L240 201H237V200H230V199H228V201H224V200H222V199H224L223 197L222 198H219V197H211L209 194L207 195H205ZM210 196V197H209ZM215 196V195H214ZM25 197H24V200H25ZM28 197V196H27ZM44 197V196H43ZM43 197H41L39 194H37V195H35V198H43ZM49 197V198H50ZM53 197V198H52ZM70 197V196H69ZM77 197H79V196H76L75 198H74V200H76L77 202H76V205H77V203L79 202H81V204H82V201H80V199H78ZM227 197H228V194H227ZM232 197V196H231ZM230 197V198H231ZM9 198H11V196L9 197ZM48 198V199H49ZM57 198V199H56ZM61 198H63V197H61ZM60 198V199H61ZM5 200V194H2V192H0V206H1V204L2 205H4V203L3 202H5L4 200ZM13 199H15V198H13ZM27 199H29V197L27 198ZM51 199H49V201L47 200V199H44L45 200V203H48L49 205L51 204V202L52 203H54L53 205H56L57 207H58V202H56V204H55V202H53V201H51ZM53 199V200H54ZM72 197L70 198V200L72 201ZM106 199V198H105ZM135 199H136V197H135ZM138 199V198H137ZM136 199V200H137ZM142 199H144V197L142 198ZM142 199H140L139 201H138V205H140L139 206V209H140V211H141V207H142V213H140V214H138V215H140L139 217H138V215H137V219L139 220V223L141 224V225H143V221H146V222H144V223H147V219L146 218H148V217H153L154 219H155V217H157L158 215H157V213H158V209L159 210H161L162 211V213H164L165 212V214H166V212H168L169 213V210H168V208H165L164 209V205L162 204V202H161V204H162V208L161 207H159V206H157V208L155 207V206H153V209H152V204H154L153 202H152V204L151 205H149L148 204V202L147 203H145L146 201L145 200H143V201H145V202H143L142 201ZM170 199V198H169ZM232 199H236V198H234V197H232ZM6 200H8V199H6ZM10 200H12V199H10ZM54 200V201H55ZM64 200H69V198L68 199H64ZM69 200V201H70ZM73 200V201H74ZM84 200H87V199H84ZM107 200V199H106ZM106 200H104V202H102L100 205H98V203H97V205L98 206H100L99 208L103 211H101V210H99L97 213H99L100 211H101V215L100 214H98V215H100L99 217L96 215V212H95V214H94V216H96L95 218L96 219H94V218H92L93 220L92 221H94L95 222V224L96 223H98L99 225H97L98 227L101 225V227H102V224H103V222H106V221H109L110 220V218H109V215L111 216V214H112V212H114V208H113V206L111 205V203H112V201H109V203L108 202H105ZM9 201V200H8ZM15 201H12V203L14 202L15 203V205H16V202ZM27 201V200H26ZM35 201V200H34ZM38 201V200H37ZM62 201H63V199H62ZM68 201V202H69ZM70 201V202H71ZM73 201L70 203V205L72 204L73 206H71V207H73L72 209L70 208V212L74 209V208H76L77 206L75 205V203L73 204ZM142 201V202H141ZM208 201H209V204H210V206H208L209 208H208V210H207V203H208ZM7 202V201H6ZM10 203H11V201H9ZM41 202H43L44 203V201H43V199L41 200ZM61 202V201H60ZM90 203H91V201H89ZM89 202H88V204H89ZM205 202H206V204H205ZM8 203V202H7ZM11 203V204H12ZM79 203H78V205H79ZM86 203V202H85ZM168 203V202H167ZM11 204H10V206H11ZM48 204H47V206H48ZM58 204V205H57ZM81 204H80V208L79 207H77L76 209L77 210H79V209H81L82 207H81ZM87 204V203H86ZM134 204V203H133ZM157 204V203H156ZM169 204H170V201H169ZM208 204V205H209ZM15 205H13L12 206V208H15L16 206ZM24 206H22V204H21V209H23V211H25L24 209H25V204H23ZM64 205V204H63ZM62 205V206H63ZM74 205H75V207H74ZM111 205V206H110ZM8 205L7 204H5L3 207H7ZM44 206V205H43ZM61 206V207H62ZM67 206H69V205H67ZM88 206H90V205H87V206H84V204H83V209H84V207H85V209H86V207H87V209L86 210H88V211H93L94 209H95V207H93L94 209H91L92 207H89L88 208ZM3 207H1L2 209H3ZM20 206H18V207H16V208H19ZM23 207V208H22ZM52 207V206H51ZM97 207V206H96ZM111 207V208H110ZM120 207V206H119ZM195 207V206H194ZM11 208V209H12ZM15 208V209H16ZM27 208V207H26ZM47 208V207H46ZM46 208H45V210H46ZM53 208V207H52ZM54 208H55V206H54ZM54 208H53V211L52 212H54ZM67 208V207H66ZM69 208V207H68ZM98 208V207H97ZM133 208V207H132ZM138 208V207H137ZM154 208H156V209H154ZM201 208V207H200ZM6 209H7V213L6 214H8L9 212H10V214L12 215V216H14L15 215V213L14 212H12V210L10 209L9 210V212H8V208H5V211H4V209H3V211H4V214H5V212H6ZM43 209V208H42ZM83 209H82V211H83ZM84 209V210H85ZM110 209H112L113 211H111ZM164 209V210H163ZM221 209V210H220ZM16 210H18L17 212H21V210L20 209H16ZM20 210V211H19ZM39 210H40V208H39ZM57 210V209H56ZM84 211V213L85 212H87V213H89L88 211ZM116 210V209H115ZM119 210V209H118ZM121 210V209H120ZM153 210H154V212H153ZM156 210V211H155ZM193 210V209H192ZM23 211L21 212V218H22V223H18V224H22L23 225V221L24 220H26V219H23L24 217H22L23 215H22V213H23ZM28 211V210H27ZM82 211H80L79 210V212L78 213H80L81 214V212ZM129 211V210H128ZM135 211H137V210H135ZM139 211V210H138ZM151 211V212H150ZM230 211V210H229ZM234 211V212H235ZM56 212V211H55ZM62 212V211H61ZM109 212H111L110 214H109ZM118 211H116V213H117ZM157 212V213H156ZM216 212H218V211H216ZM25 213V212H24ZM46 213V212H45ZM60 214V210H59V207H58V211L56 212V213H52V214ZM62 213H65V214H62ZM61 214H62V217L64 216V215H67V217H70L71 215H74L75 213H74V211L73 212H71V213H69V212H62ZM115 213V212H114ZM123 213V212H122ZM162 213H160V215H162ZM6 214L5 215H3L4 217L6 216ZM14 214V215H13ZM17 214V213H16ZM26 214V213H25ZM29 214V213H28ZM58 214V215H59ZM68 214L70 215V216H68ZM80 214H79V217H78V215H74V217H76L77 216V219L76 220H78V222L80 223V221H79V219H81L83 216L82 215H84V214H81V216L82 217H80ZM86 214V213H85ZM128 214V213H127ZM125 214L124 213V215H126V216H123V214H122V216L123 217H121L120 216V213H118V214H116L118 217H119V219H117V221H112V220H110V221H112V224L113 225H115L113 228H114V230H115V232L114 233H116L117 235H115V237L114 236H112L113 237V239L115 238L116 239V237L119 235H122L121 237H120V239H122V237L124 236L125 237V235H123V233H122V230H124L123 228L125 227V225H128V224H130V223H132V221L133 222H135L136 221V219L135 220H133L134 219V217L133 218H131V219H129V216L128 215H130V214ZM169 214H171V211H170V213ZM211 214V213H210ZM234 214H236V213H234ZM32 215V214H31ZM29 216V217H32V216ZM37 215H38V213H37ZM42 215V214H41ZM58 215H55L56 216V219H57V217L59 218L58 220H60V217L58 216ZM91 215H93V212L91 213ZM90 215V216H91ZM116 215L114 214V215H112L111 216V219H113V217L115 216V218H116ZM208 215V214H207ZM261 215V214H260ZM15 216H17V215H15ZM14 216V217H15ZM25 216V215H24ZM27 216V215H26ZM85 216V215H84ZM90 216H88V217H90ZM132 216H134V215H131L130 217H132ZM204 216V215H203ZM206 216V215H205ZM236 216H238L237 214H236ZM262 216V215H261ZM18 217V216H17ZM42 217H43V215H42ZM52 217H53V215H52ZM66 216H64V218L66 219L67 218ZM128 217V218H127ZM161 218H163V215L162 216H160ZM164 217H166V216H164ZM169 217H171V216H169ZM186 216H184V218H185ZM7 218V217H6ZM5 218V219H6ZM33 218V217H32ZM44 218V217H43ZM64 218H62V219H64ZM153 218H149V219H153ZM189 218V217H188ZM194 218V217H193ZM206 218V217H205ZM16 219V217L14 218V220ZM18 220H19V217L17 218ZM46 219V218H45ZM68 219V218H67ZM69 219H71V218H69ZM140 219H141V222H140ZM157 219L159 220V218L157 217ZM186 219V218H185ZM8 222H7V224H5L4 226H6V225H8V226H11V224L10 223H12V222H9V221H11L10 219L8 220V218L6 219ZM29 220V219H28ZM32 220V219H31ZM31 220L30 221H28V222H30L31 223ZM40 220V219H39ZM47 220H48V218H47ZM75 220V219H74ZM179 221H181L180 219H178ZM178 220H176V222L174 223V221H173V225L172 226H175V224L176 223H179V221ZM184 220V219H183ZM191 220H193V219H191ZM204 220V219H203ZM43 221H45V220H43ZM86 221V220H85ZM91 221V220H90ZM89 220H88V223L89 224H92L91 222H90ZM110 221H109V224H110ZM159 221H161V220H159ZM194 221V220H193ZM206 221V220H205ZM205 221H203V223L201 222V224H200V226H198L197 225V223H196V225H195V222L196 221H194L193 223H194V225H195V227L197 226V227H201L202 228V226L204 227L205 226ZM208 221V220H207ZM14 222V221H13ZM27 222V221H26ZM28 222L25 224L24 223V226L26 225V227H23L22 225V231L24 232V235L26 236L27 234L25 233V231L24 230H27L28 228H29V231H30V227L32 228V226L30 225H28ZM40 222H42V221H40ZM58 222V221H57ZM84 222V220H82L81 219V224ZM150 222H151V220H150ZM184 221H182V223H183ZM186 222V221H185ZM36 223V222H35ZM50 223V222H49ZM59 223V225H61V223H62V226L63 225H65V223H64V220H63V222H61V221H59L58 222ZM64 223V224H63ZM79 223H77L76 222V224H79ZM108 222H106V224H107ZM116 223V224H115ZM152 223V222H151ZM199 223V222H198ZM70 224H72V223H70ZM69 224V225H70ZM149 224V223H148ZM147 224V225H148ZM153 224V223H152ZM27 225L29 226V227H27ZM38 225V224H37ZM42 225V224H41ZM44 225L46 226V224H45V222H44ZM58 224H57V226H59ZM74 225V224H73ZM83 225V224H82ZM134 225V224H133ZM51 225L49 224H47V228L48 227H50ZM66 226V225H65ZM104 226V225H103ZM177 226V227H176ZM175 227H173V229L174 228H176V230L174 229V231L175 232H178L179 231V233H181V232H183V231H181L180 232V230H179V227H180V224H179V227H178V225H176ZM188 226V225H187ZM40 227V226H39ZM43 228H45L44 226H42ZM40 228V229H43V228ZM53 227V226H52ZM60 227V226H59ZM70 227V226H69ZM96 227V226H95ZM98 227L97 228H95V229H98ZM107 227V226H106ZM130 227V226H129ZM186 227V226H185ZM196 227V228H197ZM2 228H4L3 226H2ZM24 228H27V229H24ZM34 228V227H33ZM36 228V227H35ZM46 228V229H47ZM51 228V227H50ZM49 228V230L48 231H50V233H51V235H50V233L45 229V230H39L40 232H42V231H45V232H48V233H46V234H49L50 236H54L55 235V237H54V241H55V239L57 238L56 236H58L57 234H60V233H57L56 231H58V232H63V230H64V227H63V230H60L61 228H59L58 230H56L55 231V233H54V231H52L51 229ZM58 228V227H57ZM73 228V227H72ZM103 228V227H102ZM112 228V229H113ZM137 228V227H136ZM181 228V227H180ZM182 228H183V226H182ZM5 229V228H4ZM3 229V230H4ZM24 229V230H23ZM54 229V228H53ZM67 229V228H66ZM94 229V231H96ZM7 230V229H6ZM10 230V229H9ZM73 230V229H72ZM89 230V229H88ZM99 230H102V229H99ZM141 230H142V228H141ZM172 230V229H171ZM182 230H184V229H182ZM193 230V229H192ZM39 231H36V234H37V232H38V235L39 234H41V233H39ZM52 231V232H51ZM90 231V230H89ZM98 231V230H97ZM96 231V232H97ZM154 231V230H153ZM3 232H5L6 233V231L4 230ZM10 232V231H9ZM8 231H7V233H6V235L8 234H10ZM27 232H28V230H27ZM61 232V233H62ZM68 232V231H67ZM67 232H63V234L65 235V234H68ZM98 232H101V231H98ZM158 232V231H157ZM173 232V231H172ZM184 232H188V230H184ZM33 233V232H32ZM35 233V232H34ZM54 233V234H53ZM73 233V232H72ZM89 232H87V235H86V233H84V234H82L83 236H78V237H83L84 239H83V241L82 242H78V243H76V241H75V243H67L66 241H65V243H60V242H58V243H56L57 245H55L56 247L57 246H59V248H57L59 251L57 252V249H55V246H54V249H53V252H54V250L58 253V254H60V250H61V252H62V250H63V254L64 253H66V251H68V252H70V251H72V250H70V249H75L77 246L78 247H80L81 246V244H85L86 243V245L88 244V248H86L87 246L86 245H84V247L86 248V249H90L91 247L89 246V244L92 242V243H94L95 241L96 242H98V240L95 238V241L94 240H92L90 243H88L89 241H90V239H89V241L87 242V240H86V237L88 238V236H89V234H88ZM137 233H138V231H137ZM151 233V232H150ZM29 234H30V232H29ZM42 234H44V232H42ZM41 234V235H42ZM53 234V235H52ZM60 235V236H62L61 238H62V240H64V238L63 237H65L64 235ZM171 234V233H170ZM177 234V233H176ZM23 235V234H22ZM41 235H39V236H41ZM80 235V234H79ZM84 235L86 236V237H84ZM109 235H111V234H109ZM172 235V234H171ZM188 235V234H187ZM42 236H44V235H42ZM76 236V235H75ZM92 236H94V235H92ZM141 236V235H140ZM174 236V235H173ZM29 237H30V235H29ZM34 237V236H33ZM72 237V236H71ZM97 237V236H96ZM108 237V236H107ZM130 237H131V235H130ZM175 237H177V236H175ZM188 237V236H187ZM38 238V237H37ZM91 238V237H90ZM110 238V237H109ZM156 238V237H155ZM158 238V237H157ZM185 238H186V236H185ZM25 239H26V237H25ZM99 239V238H98ZM112 239V238H111ZM114 239V240H115ZM131 239H133V237L131 238ZM137 239H139V240H137V241H135V242H133L134 244H136V242H137V244H140L141 242H145L146 240H148L147 239V237L146 236H143V234H142V236L141 237H138ZM27 240V239H26ZM46 240V239H45ZM79 240V239H78ZM84 240H86V241H84ZM106 240V238L104 239V241ZM118 241H119V238L117 239ZM116 240V241H117ZM122 240H124V241H127L126 240V238L125 239H122ZM122 240H120L121 242H123ZM157 240V239H156ZM183 240V239H182ZM104 241H102L101 240V243H103ZM117 241V242H118ZM56 242V241H55ZM84 242V243H83ZM107 242V241H106ZM128 242V241H127ZM186 242V241H185ZM120 243V242H119ZM118 243V245H120ZM124 243H126V242H124ZM49 244V243H48ZM117 244V243H116ZM52 245V244H51ZM82 245V246H83ZM96 245H99V243L97 244L96 243ZM94 246V245H93ZM176 246H177V244H176ZM115 247H117V246H115ZM126 247V246H125ZM94 248H95V246H94ZM101 248H103V247H101ZM78 249H81V248H78ZM261 249V248H260ZM65 250V251H64ZM82 250V249H81ZM115 250H117V248H115ZM76 251H77V249H76ZM93 250L91 249V252H92ZM95 251V250H94ZM117 251H121V248L120 249H118ZM138 251V250H137ZM244 251V250H243ZM74 252V251H73ZM79 253H80V251H79ZM250 253V252H249ZM256 254H257V252H255ZM255 253H253L252 254V256H258L259 255V252H258V254L256 255ZM56 254V253H55ZM62 255V254H61ZM83 255H85V254H83ZM89 255V254H88ZM250 255V254H249ZM261 255H263V254H261ZM175 256V255H174ZM55 257V256H54ZM53 257V258H54ZM56 257H58V256H56ZM65 257H67V256H65ZM179 257V256H178ZM246 257V256H245ZM254 257V258H255ZM263 257V256H262ZM60 258V257H59ZM249 258H252L251 260L250 259H248V263H242V264H259L261 261H260V258L258 259V257H256L257 259H254L253 257H251V256H249ZM103 259H104V257H103ZM242 259H243V257H242ZM245 259V258H244ZM71 260V259H70ZM69 260V261H70ZM61 261V260H60ZM79 261V260H78ZM53 262V261H52ZM106 262H107V260H106ZM50 263V262H49ZM55 263V262H54ZM75 263V262H74ZM85 263V262H84ZM184 263V262H183ZM58 264H61V263H58ZM185 264H188L187 262L185 263ZM215 264V263H214ZM260 264H263L262 262L260 263Z\"/></svg>",
  "mask_w": 264,
  "mask_h": 264
}]
</instances>
